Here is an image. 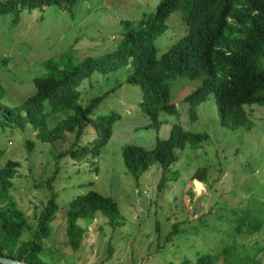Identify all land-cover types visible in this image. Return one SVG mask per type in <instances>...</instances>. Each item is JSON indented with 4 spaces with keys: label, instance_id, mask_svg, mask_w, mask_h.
I'll return each instance as SVG.
<instances>
[{
    "label": "rangeland",
    "instance_id": "1",
    "mask_svg": "<svg viewBox=\"0 0 264 264\" xmlns=\"http://www.w3.org/2000/svg\"><path fill=\"white\" fill-rule=\"evenodd\" d=\"M159 3L79 0L69 11L50 6L0 16V80L7 91L6 102L25 101L35 93L33 76L46 73V61L66 53L83 60L112 51L129 29L139 27L145 15L156 11ZM185 15L183 9L168 19L167 31L155 40L159 56L186 33ZM130 73L122 68L111 80L95 77L83 86L81 103L86 104L122 83L97 111L99 115L118 114L119 120L112 139L95 160L62 157L58 161L57 156L71 147L70 135L51 144L39 140L33 130L0 127V151L4 152L0 168L9 160L22 164L11 194L28 221L23 240L34 239L43 205L53 193L57 195L60 209L40 254L47 264H164L185 258L194 263L198 252L218 255L224 246L220 239L225 236L219 228L229 231L234 213L246 217L256 212L258 221L264 223V107H248L254 126L233 131L221 124L215 96L209 94L194 108L197 119L193 120L192 105L185 98L200 88L202 80L178 78L173 84L172 102L179 117L161 112L160 128L155 129L141 108V89L126 83ZM57 122L53 119L49 126ZM178 123L190 132L206 134L208 139L196 149L188 146L178 151L179 160L171 167L177 179L161 192L160 170L153 166L135 178L127 171L122 150L127 145L152 150L157 139H167L171 127ZM94 138L92 131L89 139ZM27 140L33 142L31 150ZM199 168L208 170V183L198 185L194 181L190 195L189 180ZM53 176L56 179L51 191L47 183ZM89 191L112 198L121 218L112 225L100 213L93 221L79 220L87 234L75 249L67 243L65 211L72 199ZM249 220L256 224L254 218ZM253 232L238 235L235 244L239 256L249 255L255 245L264 248V226L259 231L253 228ZM241 260L237 256V261ZM224 261L220 256L215 264Z\"/></svg>",
    "mask_w": 264,
    "mask_h": 264
},
{
    "label": "trees",
    "instance_id": "2",
    "mask_svg": "<svg viewBox=\"0 0 264 264\" xmlns=\"http://www.w3.org/2000/svg\"><path fill=\"white\" fill-rule=\"evenodd\" d=\"M78 2L0 0V16L50 6L69 11ZM183 9L186 10V33L159 56L155 40L167 31L170 16ZM44 65L46 73L33 76L36 91L25 101L6 102L7 91L0 80V127L33 130L38 132L39 140L51 144L66 140L70 135L73 138L71 147L57 156L58 161L62 157L75 161L95 160L109 144L119 115H99L97 111L122 83L91 98L86 104L81 103L83 86L95 77L111 80L122 68L131 72L126 83L138 86L142 91L141 108L151 121L150 127L160 128L161 112L179 117L172 102L173 84L178 78H190L202 80L200 88L185 98L186 103L192 105L193 120L197 119L194 108L213 94L225 128L233 131L251 129L254 122L247 108L264 107V0H160L156 11L145 15L139 27L129 29L124 40L112 51L86 56L83 60L66 53ZM53 119L58 122L51 128L49 123ZM92 131L95 138L90 140ZM207 139L206 134L190 132L178 123L171 127L167 139H157L152 150L127 145L123 147L122 157L127 171L137 179L156 166L161 172L159 191L162 192L171 180L177 179L171 167L179 160L178 151L188 146L196 149ZM27 145L31 150L33 142L27 140ZM3 154L0 151V158ZM21 165L17 160H9L0 168V256L28 264H47L40 254L43 241L52 234L51 224L60 206L53 193L39 214L34 239H22L28 221L11 194ZM208 176L207 169L199 168L189 180L188 193L192 195L194 181L198 185L207 184ZM55 177L47 183L51 191ZM98 213L109 219V225L114 221L116 224L121 218L118 204L95 191L78 195L68 203L65 220L70 246L79 249L87 234L79 220L93 221ZM251 215L241 217L234 213L231 217L233 225L227 228L229 231L219 226L222 227L220 234L225 236L220 239L224 246L217 251V256L198 252L194 263L185 258L164 264H215L220 256H224L225 264H264V255L260 256V253L264 254V248L259 245L253 246L245 257L236 252L238 235H254L253 228L259 231L264 226L258 221L256 212L253 217ZM249 218H254L256 224ZM237 256L243 261L238 262Z\"/></svg>",
    "mask_w": 264,
    "mask_h": 264
},
{
    "label": "water",
    "instance_id": "3",
    "mask_svg": "<svg viewBox=\"0 0 264 264\" xmlns=\"http://www.w3.org/2000/svg\"><path fill=\"white\" fill-rule=\"evenodd\" d=\"M0 263H2V264H28V263L21 262L18 260L8 259V258L2 257V256H0Z\"/></svg>",
    "mask_w": 264,
    "mask_h": 264
}]
</instances>
